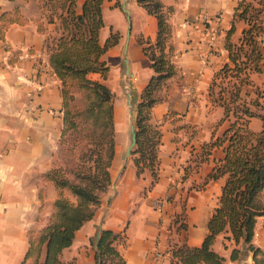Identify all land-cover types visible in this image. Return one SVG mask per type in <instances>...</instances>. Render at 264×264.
I'll return each mask as SVG.
<instances>
[{"label":"crops","instance_id":"obj_1","mask_svg":"<svg viewBox=\"0 0 264 264\" xmlns=\"http://www.w3.org/2000/svg\"><path fill=\"white\" fill-rule=\"evenodd\" d=\"M83 1L76 0L78 10ZM161 1L174 6L169 22L171 60L177 72L157 92L161 98L149 110L148 121L160 132L157 177L153 179L148 166L138 171L133 155L127 153L132 125L134 128L131 108L136 107L153 74L138 36L154 40L157 19L137 0H121L122 9L114 6V0H106L99 40L103 43L111 30L120 33L119 41L102 54L109 65L105 82L114 93L115 155L110 166L112 182L102 193L100 208L105 198L111 196V201L104 216L98 204L93 217L76 231L72 243L62 250V264H95V247L89 244L100 228L122 233L117 246L126 264H171V245H199L208 232V220L219 202L225 176L207 182L205 178L224 151L215 147L197 169L194 158L201 144L213 133L220 134L227 124L222 121L223 106L212 100L208 88L214 72L229 60L225 41L232 21L234 42L246 22L234 16L240 0ZM41 4L42 0H0V264L21 263L30 229L48 223L60 192L44 175L56 164L64 125L61 80L53 71L46 45L48 37L59 34V21L55 17L54 22H48ZM5 15L16 20L3 27ZM208 26L216 29L213 44ZM260 39L264 53V31ZM261 65L262 70L252 71L250 77L263 87L264 57ZM248 88L252 86L243 87V91ZM252 118L249 126L258 131L261 127H251ZM119 132L123 135L117 136ZM172 194L180 195L184 202H171L167 197ZM156 199L163 200L161 210L154 204ZM181 211L185 217L182 225L173 219L174 213ZM227 235L229 231L218 233L212 244L224 256L223 263L254 264L248 244ZM252 242L261 249L257 259L264 264V215L257 217ZM234 247L239 252L232 258Z\"/></svg>","mask_w":264,"mask_h":264},{"label":"trees","instance_id":"obj_2","mask_svg":"<svg viewBox=\"0 0 264 264\" xmlns=\"http://www.w3.org/2000/svg\"><path fill=\"white\" fill-rule=\"evenodd\" d=\"M104 1L84 0L78 10L76 0H42L47 21L54 22L55 17L59 21V34L48 37L46 45L50 64L61 80L64 122L61 136L66 132L71 134L72 152L81 146L71 168L60 165L44 173L60 189L59 196L54 200L49 222L37 236L29 235V246L20 264H62V250L72 243L80 226L93 217L102 192L112 182L114 93L105 82L109 65L102 54L119 41L120 33L111 30L104 42H100ZM137 1L155 15L157 32L154 40L138 36L143 52L150 59L153 74L135 107L136 143L133 153H136L134 162L138 171L148 166L155 180L160 132L148 118L150 107L161 98L157 92L177 72L171 60L173 44L169 22L174 6L161 0ZM114 5H120V0H114ZM263 11L261 6L249 0H240L236 5L234 16L243 19L246 26L239 40L234 42L231 34L235 21H232L225 41L229 60L214 72L208 88L212 100L223 106L222 121L226 120L227 124L220 134L213 133L208 141L201 144L200 153L194 158V168L197 169L209 159L215 147H222L224 155L214 160L205 182L220 176H225V181L219 202L208 220V232L204 239L199 245L186 242L171 245V264H224V256L212 247L217 234L222 231H229L227 237L231 236L236 242L243 239L253 251L254 264L260 262L257 257L261 249L253 244L252 237L257 217L264 215V86L255 85L250 73L262 70L264 53L260 35L264 31ZM2 19L3 27L16 20L8 15ZM92 73L98 76L93 78L90 76ZM249 85L252 89L243 91V87ZM75 86L88 97L84 110L71 107ZM254 116L262 121L258 131L249 126ZM68 173L73 175V179ZM64 188L75 199L64 195ZM121 240L120 231L100 228L96 237L90 240L95 247V264H126L117 246ZM238 252L239 249L234 247L230 256L235 258Z\"/></svg>","mask_w":264,"mask_h":264},{"label":"rangeland","instance_id":"obj_3","mask_svg":"<svg viewBox=\"0 0 264 264\" xmlns=\"http://www.w3.org/2000/svg\"><path fill=\"white\" fill-rule=\"evenodd\" d=\"M254 1H255L254 3L256 5L261 6V8L264 10V0H257V1L254 0ZM121 5H123V7H124V2L122 4V2L120 0V5H119L120 8H121ZM263 14H264V11L261 13V15L263 16ZM45 15H47V12H45ZM50 35H51V33H50ZM90 76L95 78L98 75L96 73H92V74H90ZM76 87L77 86L74 87V89H75V98H74V100H72L71 107L74 110H79V109L84 110V105L88 103V97L86 96V93H84L82 90L79 91L78 89H76ZM128 108H130V106ZM131 109H132V115H133L132 119H133V121H135V106H132ZM252 119H253V122H252V125H251L252 128L255 129L256 126L261 127V119L259 117H254ZM134 130H135V127H134ZM127 132L129 134L130 133V129H128ZM120 135L122 136L123 133H120V132L117 133V136H120ZM70 138H71V134H69V132L64 133V135H62L60 137L59 146H58V150H57V156H56V164H55L54 167L63 165V166H66L67 168H71L73 166L74 161L76 159L77 150H78V148L80 149L81 145H79L72 152L71 149H70L71 148V146H70L71 145ZM135 143L132 145V147L130 149V152L128 153V156L133 155V159L136 156V153H133V148L135 147ZM68 175H69V177L71 179H73V175L71 173H68ZM109 186L110 185H108V187ZM108 187L106 188L105 191H107ZM65 189L66 188L62 189L63 194L66 195L67 197H69L71 200L75 199V197L70 193V191L68 189H66L67 191H65ZM58 190L60 191V189H58ZM101 197H102V194H101ZM42 199H43V196H42ZM167 199H169L171 202H174V203H179V202L183 201V198L180 195L176 197L175 194L169 195L167 197ZM101 200H102V198H101ZM101 200H100V202H101ZM110 201H111V196L105 198L104 199V203L101 206V208H100V203H99V208H100L99 211H100V214H102L103 216L106 213V211L108 210V207L110 205ZM155 203H156V200L154 201V204ZM53 211H54V209H53ZM53 211L51 212V214L53 213ZM51 214H50V216H51ZM184 218H185L184 217V211H181L179 213H177V212L174 213L173 219L175 220V223L183 224L184 223V221H183ZM41 229H42V227L41 228H32V229H30V234L29 235L37 236V234L41 231ZM92 246H93L92 243H91V246L89 244V247H92Z\"/></svg>","mask_w":264,"mask_h":264},{"label":"built area","instance_id":"obj_4","mask_svg":"<svg viewBox=\"0 0 264 264\" xmlns=\"http://www.w3.org/2000/svg\"><path fill=\"white\" fill-rule=\"evenodd\" d=\"M202 17H203L204 20L210 22L209 17H208L207 14H203ZM207 33L209 35V40H210L209 42L211 44H213V42L215 40V37H216V29L211 27V26H208ZM162 202H163V200L156 199V203L155 204H156L157 208L160 209V210L162 209Z\"/></svg>","mask_w":264,"mask_h":264},{"label":"water","instance_id":"obj_5","mask_svg":"<svg viewBox=\"0 0 264 264\" xmlns=\"http://www.w3.org/2000/svg\"><path fill=\"white\" fill-rule=\"evenodd\" d=\"M127 17H128V27H127V34H129V31H130V20H129V11L127 10ZM136 142V131L134 130L133 128V125H132V129H131V140H130V143L127 147V153L130 152V149L132 147V145Z\"/></svg>","mask_w":264,"mask_h":264}]
</instances>
